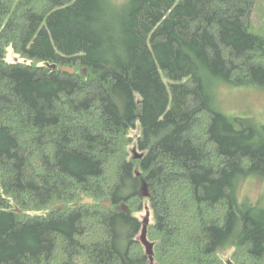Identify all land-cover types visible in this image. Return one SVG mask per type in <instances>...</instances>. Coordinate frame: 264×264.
<instances>
[{
	"label": "trees",
	"instance_id": "obj_1",
	"mask_svg": "<svg viewBox=\"0 0 264 264\" xmlns=\"http://www.w3.org/2000/svg\"><path fill=\"white\" fill-rule=\"evenodd\" d=\"M263 6L0 0V264H149L144 210L155 264H264V127L211 91L264 89Z\"/></svg>",
	"mask_w": 264,
	"mask_h": 264
},
{
	"label": "rangeland",
	"instance_id": "obj_2",
	"mask_svg": "<svg viewBox=\"0 0 264 264\" xmlns=\"http://www.w3.org/2000/svg\"><path fill=\"white\" fill-rule=\"evenodd\" d=\"M256 25L264 31V6L259 8L255 16ZM264 36V32H260ZM10 62L18 60L17 56L10 51L8 56ZM215 109L229 119L242 118L251 126L261 129L264 127V89L258 86H233L219 81L211 86ZM139 132H136L137 135ZM240 200H249L254 204L264 207V178L258 176L245 177L238 186ZM107 204V203H106ZM113 209L112 204L109 210ZM149 210L137 214L143 221ZM233 249H226L222 252L224 260L229 262Z\"/></svg>",
	"mask_w": 264,
	"mask_h": 264
},
{
	"label": "water",
	"instance_id": "obj_3",
	"mask_svg": "<svg viewBox=\"0 0 264 264\" xmlns=\"http://www.w3.org/2000/svg\"><path fill=\"white\" fill-rule=\"evenodd\" d=\"M69 72L72 73V74L75 73L74 70H70ZM143 196H144V198H149L150 197V194L148 192V188H147L146 184L143 186ZM84 203L93 204L94 201L92 199H87ZM111 204H112L111 202H108L106 204L107 209H109ZM150 219H151L150 213L148 212L146 217L143 220L144 229L142 231V234H141L139 240H140L141 244L143 245V247L145 249L146 255H147L148 259H149V264H155V258H154V255H155L154 247H155V245H154V243L149 241L148 235H147L148 227H149V224H150Z\"/></svg>",
	"mask_w": 264,
	"mask_h": 264
},
{
	"label": "flooded vegetation",
	"instance_id": "obj_4",
	"mask_svg": "<svg viewBox=\"0 0 264 264\" xmlns=\"http://www.w3.org/2000/svg\"><path fill=\"white\" fill-rule=\"evenodd\" d=\"M121 212H128V208L125 205H120L117 207ZM109 210V209H108ZM130 214V213H129Z\"/></svg>",
	"mask_w": 264,
	"mask_h": 264
}]
</instances>
